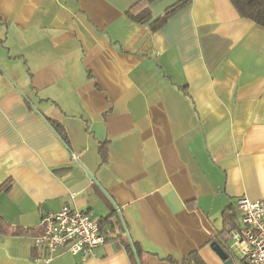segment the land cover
<instances>
[{"label": "crops", "instance_id": "0c3cea01", "mask_svg": "<svg viewBox=\"0 0 264 264\" xmlns=\"http://www.w3.org/2000/svg\"><path fill=\"white\" fill-rule=\"evenodd\" d=\"M179 1L149 0L138 23L141 0H0V215L38 234L68 205L106 239L44 259L35 232L0 235V264H130L129 240L143 264H225L222 211L241 226L237 200L264 199V27L230 0H184L153 28Z\"/></svg>", "mask_w": 264, "mask_h": 264}, {"label": "built area", "instance_id": "2783aa9c", "mask_svg": "<svg viewBox=\"0 0 264 264\" xmlns=\"http://www.w3.org/2000/svg\"><path fill=\"white\" fill-rule=\"evenodd\" d=\"M237 209L241 226L227 237L249 264H264V199L251 201L240 197ZM39 227L40 232L34 235L33 242L35 248L43 251L44 259L59 248H66L84 260L105 242V237L99 232L98 219L68 205L57 212L43 214Z\"/></svg>", "mask_w": 264, "mask_h": 264}, {"label": "trees", "instance_id": "16d2710c", "mask_svg": "<svg viewBox=\"0 0 264 264\" xmlns=\"http://www.w3.org/2000/svg\"><path fill=\"white\" fill-rule=\"evenodd\" d=\"M149 0H141L140 3L137 4V9L133 10L129 13L130 17L135 20L138 23H143L144 21L148 20L149 14L147 11L146 6L144 5ZM235 10L238 12V14L246 19H249L256 24L264 27V0H230ZM185 1H179L173 6H171L169 9L166 10V12L161 16L155 23H153V28L163 24L165 21V18L174 10L181 7ZM46 122L48 125L52 128V130L57 134V136L66 143V134L64 131L63 126L50 118L45 117ZM106 142L101 143L99 147V153L101 154V158H105V152H106ZM11 180L7 179L3 183L0 184V192H7L10 189L11 186ZM106 219H109L106 218ZM221 220L223 224L222 231H220V238L215 241L221 248H223L227 253H229V250L227 249V240L228 237H226L232 230L237 229L240 227V222H237V215L236 211L233 207L229 206L226 209H224L221 213ZM99 221V232L103 235L102 232V224L105 220L98 219ZM122 220L120 219L118 221V225H121L122 227ZM36 229L32 228H20V227H13L11 224H9L1 215H0V235H16V236H22V235H28L33 234ZM36 233V232H35ZM37 234V233H36ZM106 240V239H105ZM125 252L129 258L130 264H143L142 263V255L143 250L141 247L135 243L131 242L130 240L127 241L126 244H124ZM36 250V248H34ZM170 262H175L173 259H169ZM205 264L203 260L198 256V254L191 253L187 255L183 259V264Z\"/></svg>", "mask_w": 264, "mask_h": 264}, {"label": "water", "instance_id": "95a60500", "mask_svg": "<svg viewBox=\"0 0 264 264\" xmlns=\"http://www.w3.org/2000/svg\"><path fill=\"white\" fill-rule=\"evenodd\" d=\"M213 248L217 251L219 256L224 260L225 264H232V261L230 259L231 254H235V249L228 245L227 243V249L229 250V253H227L223 248H221L217 243H212Z\"/></svg>", "mask_w": 264, "mask_h": 264}, {"label": "rangeland", "instance_id": "374dc122", "mask_svg": "<svg viewBox=\"0 0 264 264\" xmlns=\"http://www.w3.org/2000/svg\"><path fill=\"white\" fill-rule=\"evenodd\" d=\"M239 222H240V221H239ZM229 235H230V234H229ZM229 235H228V236H229ZM227 243H228L229 246L232 247L233 242H232V240H231L230 238H228Z\"/></svg>", "mask_w": 264, "mask_h": 264}]
</instances>
